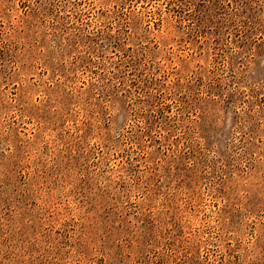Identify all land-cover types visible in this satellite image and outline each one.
<instances>
[{
    "label": "rangeland",
    "instance_id": "rangeland-1",
    "mask_svg": "<svg viewBox=\"0 0 264 264\" xmlns=\"http://www.w3.org/2000/svg\"><path fill=\"white\" fill-rule=\"evenodd\" d=\"M0 264H264V0H0Z\"/></svg>",
    "mask_w": 264,
    "mask_h": 264
}]
</instances>
